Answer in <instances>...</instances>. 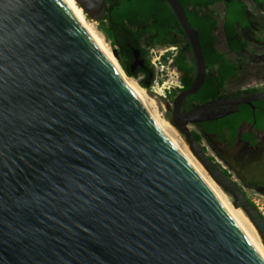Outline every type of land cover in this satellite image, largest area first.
Masks as SVG:
<instances>
[{"label":"water","instance_id":"obj_1","mask_svg":"<svg viewBox=\"0 0 264 264\" xmlns=\"http://www.w3.org/2000/svg\"><path fill=\"white\" fill-rule=\"evenodd\" d=\"M76 1L105 19L108 0ZM167 1L197 66L167 105L172 122L264 244V216L190 129L255 107L264 90L183 113L208 66L186 9ZM0 264H264L64 0H0Z\"/></svg>","mask_w":264,"mask_h":264},{"label":"trees","instance_id":"obj_2","mask_svg":"<svg viewBox=\"0 0 264 264\" xmlns=\"http://www.w3.org/2000/svg\"><path fill=\"white\" fill-rule=\"evenodd\" d=\"M179 1L186 9L192 26L199 32L208 66L204 86L197 94L192 95L190 100L206 102L225 96L260 92L257 88H249L236 94L227 93L226 90L227 84L238 76L240 63L255 58V55L250 52V44L256 37V18L252 16L245 0ZM251 1L264 10V0ZM221 3L225 4L224 13L219 10ZM221 25H223L229 50L237 55L236 60H231L227 53L217 48L216 32ZM98 26L110 40L113 48H117L125 58V61H121V65L129 75L131 73L127 63L134 60L136 50H139L140 54L146 58L150 56L153 48L178 47L174 64L181 73L183 88L191 87L197 71L196 60L184 29L167 0H108L106 17L98 23ZM148 61L151 63L150 58ZM146 77L151 79L150 85L143 80L141 86L149 88L155 77V67L152 64L150 70L146 72ZM254 105L255 107L243 104L231 115L203 122L198 125L201 133L194 131V135L200 142L204 135L207 139L216 137L219 142L234 147L236 152L230 160L223 153L221 157L237 171L245 183L264 186V176L247 174V170H252L253 164L260 162L264 157V151L257 154L261 146L253 149L245 145L247 141H252V146L257 144L254 132H241L246 121L254 125L256 130L264 133V100L256 101ZM225 171L232 176L229 171Z\"/></svg>","mask_w":264,"mask_h":264},{"label":"rangeland","instance_id":"obj_3","mask_svg":"<svg viewBox=\"0 0 264 264\" xmlns=\"http://www.w3.org/2000/svg\"><path fill=\"white\" fill-rule=\"evenodd\" d=\"M78 7H79V5H78ZM219 10L222 13H224L223 6L220 5L219 6ZM249 10L251 11L252 16L254 18H256L255 19V22H256V24H255L256 30L259 33H261V34H259V37H260L259 38L260 39L259 42L261 41V43H258L257 42L258 41L257 39L253 40L252 42L254 44H256L255 45L256 47L259 46L263 50L264 49V23H263L264 22L263 21L264 20V17L261 16L260 10H258V9H255V8L250 7ZM86 17H87V20L89 21V23L94 27L95 31L99 34V36H101L108 43V45L110 46L111 50L113 51L114 48L111 45L110 40L99 29L98 22H95L92 19H90L87 16V14H86ZM165 47H169V46H165ZM165 47L155 48V49H162L163 50V54L162 55L160 54V52L154 53V52H152V50L150 51V57H151L152 63L154 64V67H155V77H154V81H153V84H152L151 88H145V89L147 90L148 97L156 100V102H157V108H158V111L160 112V114L162 115V118L164 120H166L169 124H171L173 126V128L175 130V133H173V135L175 136V138H177L176 140L179 142V144L183 148L186 147L185 149L189 150L190 153L192 155H194L193 152L190 149L189 143L187 141V137L173 124V122H172V113H171L170 110L167 109V105L173 103V101L176 98L177 94L181 90V88H180L181 86L179 88H171V89L166 90V95L165 96H161V95H159L158 93H156L154 91V87L156 86V83H164L166 80H169L171 78V71L172 70H175V69L177 70V68H176V66L174 64V58L177 55L178 48H174L173 50H169V51L166 50L165 51ZM172 47H176V46H172ZM263 58H264V56H261V59L262 60H263ZM179 74L180 75L178 76L179 77L178 79H179L180 85H181V73L179 72ZM232 84L233 85L226 86L227 93L236 94L239 91L245 90L244 88L240 87V81H239V79H236L234 81V83H232ZM249 124L245 125L242 128V131L244 130V131L254 132L255 130H254L253 126L252 125H249ZM190 129L193 130V131H197V132L201 133V130H200V128H199L198 125H190ZM260 137L262 139V136H260ZM201 143H202L203 147L206 148L207 153L210 156L214 157L216 159V161L225 170L229 171L230 174L232 175V177L239 182V184L241 185V187L245 191L248 199L259 209V211L261 212V214L264 216V186H261V185L256 184V183L255 184L253 183L251 185L245 183L243 181V179L239 177L237 171L225 159H223L221 157V153H223L224 156L228 160H230L232 158V156H233V153L236 152V150L234 149V147H230V146L226 145L225 143L219 142L216 137H211V139H207V137L204 136V135H203V139H202V142ZM194 157L196 158L195 155H194ZM197 161L201 164V162L198 159H197ZM207 173L209 174L208 171H207ZM247 174L248 175H251V176H261V177H263L264 176V157L261 158V161L260 162H257L255 164H253L252 170H247ZM217 185L221 188V190H222L225 198L228 200V202L231 204V206L233 208H236L234 206V199H233V197L223 187H221L218 183H217ZM256 231H257V234L259 236V240L262 242V245L264 246L263 241H262V238H261V236H260V234H259V232H258L257 229H256Z\"/></svg>","mask_w":264,"mask_h":264},{"label":"bare ground","instance_id":"obj_4","mask_svg":"<svg viewBox=\"0 0 264 264\" xmlns=\"http://www.w3.org/2000/svg\"><path fill=\"white\" fill-rule=\"evenodd\" d=\"M67 5L70 7L74 15L78 18V20L83 24L85 29L90 33L95 42L99 45L102 51L106 54L109 60L113 63V65L118 69L122 78L128 87L136 93L142 102L143 106L150 114L152 119L158 125V127L162 130V132L175 144L177 149L182 153V155L188 160V162L193 166V168L199 173V175L203 178V180L210 186L212 191L219 197L222 204L228 210V212L232 215V217L239 223V225L244 230L245 234L249 237V239L253 242L256 248L262 253L264 256V246L262 242L259 240V236L257 234L256 228L253 223L247 217V215L240 208H233L228 200L225 198L221 188L217 185V183L212 179V177L207 173V170L197 161V159L190 153L189 150L183 148L179 142L176 140L173 133L175 130L171 124H169L166 120L162 118V115L158 111L156 100L149 98L147 90L142 87L137 80L131 78L126 75L123 68L119 64L118 60L113 54L108 43L95 31L94 27L87 20L86 14L84 10L79 6L76 0H64ZM179 72L175 69L171 71V78L166 80L164 83H156L154 87V91L161 96L166 95V90L171 88H179ZM178 134V133H177ZM189 147V146H188Z\"/></svg>","mask_w":264,"mask_h":264},{"label":"crops","instance_id":"obj_5","mask_svg":"<svg viewBox=\"0 0 264 264\" xmlns=\"http://www.w3.org/2000/svg\"><path fill=\"white\" fill-rule=\"evenodd\" d=\"M245 2L247 3L249 9H250V7H252V8H255V9H258V10H261L264 12V10L257 7L251 0H245ZM221 6H223V8L225 9L224 3H221ZM221 23H222V21H221ZM259 34H261V33H259L258 31L255 33L256 37L254 38V40L257 39L258 40L257 42L261 43V41L259 42V40H260ZM216 42H217V48L220 51L227 53V56L231 60H236L237 55L232 53L229 50L226 35H225L224 29H223V25H221L220 29L216 32ZM255 45L256 44H254L253 42H251V44H250V52L255 55V58L253 60H246V61L240 63V65H239L240 69H239L238 76L234 80L230 81L227 84V86L233 85L232 83H234V81L236 79H239L240 87L244 88L245 90H247L249 88H257L260 90V92L264 90V58H263V60L261 59V56H264V49L262 50L261 47H259V46L256 47ZM245 125H247V123H244V126ZM254 130L258 135L264 136V134L256 131L255 128H254Z\"/></svg>","mask_w":264,"mask_h":264},{"label":"flooded vegetation","instance_id":"obj_6","mask_svg":"<svg viewBox=\"0 0 264 264\" xmlns=\"http://www.w3.org/2000/svg\"><path fill=\"white\" fill-rule=\"evenodd\" d=\"M260 14L261 16L264 17V12L260 10ZM119 53V52H118ZM140 59H137L136 57V54H135V58L133 61L127 63V65L129 66V70H130V73L131 75H129L126 70L123 68L124 72L126 73L127 76L131 77V78H134L135 80H137L139 82V84L141 85V81L143 80H146V82L148 81H151V79L147 78L146 77V72L148 70H150L151 68V64L154 66V64L152 63V60H151V57H143L141 54H140ZM119 57H120V60H119V63L121 64V61H125V58L119 53ZM148 58H150L151 60V63L148 61ZM226 97V96H225ZM200 103H204V102H198L197 100H194V101H191L190 98L189 99H186L183 106H182V112H187L189 110H191L192 108H194L196 105L200 104ZM172 115H173V112L172 110H170ZM249 124V123H247ZM251 125V124H249ZM244 127V125L242 126V128ZM242 128H241V132H244V130L242 131ZM254 133L256 134V138H257V144L255 146H252L251 143L252 141H247L245 143V145L247 146H250L251 148L253 149H256V148H259L261 146V148L259 149V151H257V154H259L261 151H264V136H262V139L261 137L254 131Z\"/></svg>","mask_w":264,"mask_h":264},{"label":"built area","instance_id":"obj_7","mask_svg":"<svg viewBox=\"0 0 264 264\" xmlns=\"http://www.w3.org/2000/svg\"><path fill=\"white\" fill-rule=\"evenodd\" d=\"M174 48H178V47H172V46H169V47H165V51H169V50H173ZM152 52L154 53H157V52H160V54L162 55L163 54V50L162 49H155L153 48L152 49ZM178 70V69H177ZM180 88H183V84L181 83V87Z\"/></svg>","mask_w":264,"mask_h":264}]
</instances>
